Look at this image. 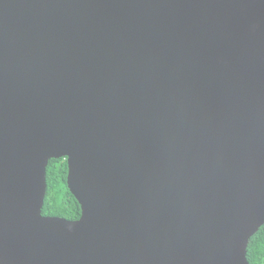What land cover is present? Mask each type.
<instances>
[{
  "label": "water",
  "instance_id": "1",
  "mask_svg": "<svg viewBox=\"0 0 264 264\" xmlns=\"http://www.w3.org/2000/svg\"><path fill=\"white\" fill-rule=\"evenodd\" d=\"M263 224L264 0H0V264H250Z\"/></svg>",
  "mask_w": 264,
  "mask_h": 264
},
{
  "label": "trees",
  "instance_id": "2",
  "mask_svg": "<svg viewBox=\"0 0 264 264\" xmlns=\"http://www.w3.org/2000/svg\"><path fill=\"white\" fill-rule=\"evenodd\" d=\"M68 165L65 157L51 158L47 165V195L43 213L76 219L81 206L66 184ZM250 264H264V224L252 235L247 247Z\"/></svg>",
  "mask_w": 264,
  "mask_h": 264
},
{
  "label": "clouds",
  "instance_id": "3",
  "mask_svg": "<svg viewBox=\"0 0 264 264\" xmlns=\"http://www.w3.org/2000/svg\"><path fill=\"white\" fill-rule=\"evenodd\" d=\"M67 161V160H66ZM66 184H67V179H66ZM67 187H68V185H67ZM69 189V188H68ZM70 190V189H69ZM77 199V198H76ZM79 202V201H78ZM248 258V257H247ZM249 261V260H248Z\"/></svg>",
  "mask_w": 264,
  "mask_h": 264
}]
</instances>
